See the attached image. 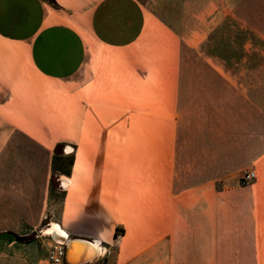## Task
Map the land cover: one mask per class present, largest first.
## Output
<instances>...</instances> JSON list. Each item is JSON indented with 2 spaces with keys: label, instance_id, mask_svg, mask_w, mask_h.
Wrapping results in <instances>:
<instances>
[{
  "label": "crops",
  "instance_id": "1",
  "mask_svg": "<svg viewBox=\"0 0 264 264\" xmlns=\"http://www.w3.org/2000/svg\"><path fill=\"white\" fill-rule=\"evenodd\" d=\"M253 1L0 0V264H51L53 222L105 249L78 264L264 263Z\"/></svg>",
  "mask_w": 264,
  "mask_h": 264
},
{
  "label": "rangeland",
  "instance_id": "2",
  "mask_svg": "<svg viewBox=\"0 0 264 264\" xmlns=\"http://www.w3.org/2000/svg\"><path fill=\"white\" fill-rule=\"evenodd\" d=\"M247 1V14L248 16L252 17L253 16V11H254V1L253 0H246ZM73 155H71V153H63V152H57L55 151L54 154H53V158H52V177H51V188L52 189H57V175L61 172H67L69 171V168H70V165L72 164V161H73ZM255 178V177H254ZM253 178V179H254ZM252 180L246 182V183H242L240 180H239V184L240 185H245L247 183H251ZM56 203L58 204L59 206V203H60V199H57L56 200ZM56 206V207H58ZM45 223V222H44ZM42 225H45V224H42ZM48 224H46L45 226H43L40 230H42L43 228H45ZM117 231H120V228H117ZM42 233V232H41ZM48 236V235H47ZM55 243V241L52 240V242L50 244H53ZM51 246V245H50ZM49 246V247H50ZM49 247L47 248L46 250V259L51 263V264H60V263H57V262H53L51 261L49 258H48V249ZM105 251V249H104ZM103 251V252H104ZM246 264H252V263H246ZM264 264V263H263Z\"/></svg>",
  "mask_w": 264,
  "mask_h": 264
},
{
  "label": "bare ground",
  "instance_id": "3",
  "mask_svg": "<svg viewBox=\"0 0 264 264\" xmlns=\"http://www.w3.org/2000/svg\"><path fill=\"white\" fill-rule=\"evenodd\" d=\"M62 179L63 181L67 180L64 178ZM67 182L68 181L65 182L64 184L65 186ZM44 232L48 234H64L66 235V239L69 238V235L66 234L61 229V227L55 222H53L52 225L47 226L44 229ZM70 242H73L72 244L74 245V247L71 249V253H72L70 256L71 259H81L83 257L90 256L93 253H96V255L97 254L99 255V254H102L104 251V248L102 247V245L96 243L93 240L88 241V239H77L73 237V239ZM68 250H70V247L68 248Z\"/></svg>",
  "mask_w": 264,
  "mask_h": 264
},
{
  "label": "water",
  "instance_id": "4",
  "mask_svg": "<svg viewBox=\"0 0 264 264\" xmlns=\"http://www.w3.org/2000/svg\"><path fill=\"white\" fill-rule=\"evenodd\" d=\"M58 179L60 181H62V179L60 178V176H58ZM67 180H65L66 182ZM49 236L51 237V239L55 242L61 243L64 246V255H63V261L67 264H78V263H83L86 261L91 260L93 257L96 256V253L91 254L90 256L87 257H83L81 259H71V249L74 247V245L72 244L73 242H70L73 237H69L68 239H66V235L64 234H49ZM77 239H85L82 237H74ZM90 241V240H88ZM70 247V250H68V248ZM73 251V250H72Z\"/></svg>",
  "mask_w": 264,
  "mask_h": 264
},
{
  "label": "built area",
  "instance_id": "5",
  "mask_svg": "<svg viewBox=\"0 0 264 264\" xmlns=\"http://www.w3.org/2000/svg\"><path fill=\"white\" fill-rule=\"evenodd\" d=\"M255 177V171L253 168H243L239 175V180L242 183H246ZM64 246L61 243L55 242L51 244L48 249V258L57 263L63 262Z\"/></svg>",
  "mask_w": 264,
  "mask_h": 264
},
{
  "label": "trees",
  "instance_id": "6",
  "mask_svg": "<svg viewBox=\"0 0 264 264\" xmlns=\"http://www.w3.org/2000/svg\"><path fill=\"white\" fill-rule=\"evenodd\" d=\"M50 1H52V0H50ZM55 150H56V146H55ZM51 177H52V175H51ZM117 233V228H116V230L114 231V235ZM15 237L17 238V239H21V240H27V239H29L30 238V236H20V235H17V234H15Z\"/></svg>",
  "mask_w": 264,
  "mask_h": 264
}]
</instances>
